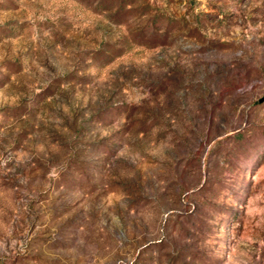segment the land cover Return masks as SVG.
I'll return each mask as SVG.
<instances>
[{
	"label": "rangeland",
	"instance_id": "1",
	"mask_svg": "<svg viewBox=\"0 0 264 264\" xmlns=\"http://www.w3.org/2000/svg\"><path fill=\"white\" fill-rule=\"evenodd\" d=\"M0 264H264V0H0Z\"/></svg>",
	"mask_w": 264,
	"mask_h": 264
}]
</instances>
